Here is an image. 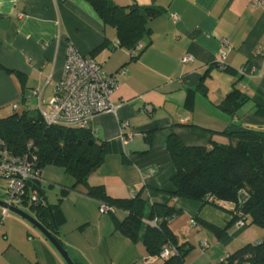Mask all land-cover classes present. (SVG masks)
Segmentation results:
<instances>
[{
	"label": "crops",
	"instance_id": "1",
	"mask_svg": "<svg viewBox=\"0 0 264 264\" xmlns=\"http://www.w3.org/2000/svg\"><path fill=\"white\" fill-rule=\"evenodd\" d=\"M113 1L161 11L150 21L151 37L141 42L144 50L137 58L120 47L116 28L85 0H0V118L48 108L70 47L93 57L106 74H117L119 86L111 97L116 110L98 114L91 124L107 155L88 184L103 186L114 199L140 194L148 209L175 208L179 214L170 229L179 244L190 246L195 230V238L202 237L201 249L190 250L185 263L220 264L260 241L248 236L249 219L244 229L232 222L234 204L221 202L218 209L174 197L176 169L166 140L174 134L186 146L211 148L214 142H228L224 131L232 123L264 129V7L254 6V0ZM187 55L193 61L183 64ZM202 82L207 95L197 90ZM234 88L248 101L230 116L220 105ZM50 176L43 172L46 187L53 185ZM68 194L57 236L72 260L163 264L141 239L134 242L117 231L112 215L99 216L101 203L88 197L86 188ZM3 209L0 264H66L39 230L14 213L4 216ZM115 215L120 221L126 217L122 211ZM225 229L224 234L216 231Z\"/></svg>",
	"mask_w": 264,
	"mask_h": 264
},
{
	"label": "trees",
	"instance_id": "2",
	"mask_svg": "<svg viewBox=\"0 0 264 264\" xmlns=\"http://www.w3.org/2000/svg\"><path fill=\"white\" fill-rule=\"evenodd\" d=\"M85 1L93 6L104 23L116 28L120 47L129 50L150 39V21L161 12L135 4L120 6L113 0ZM197 90L207 95L204 82ZM247 101L248 97L234 88L220 107L234 116ZM224 134L228 142H214L211 148L186 146L174 134L167 138L166 149L176 169L172 179L176 188L173 195L219 209L222 207L218 203H232L235 205L233 223L244 220L247 225L246 220L251 218L252 225L264 228V129L232 123ZM0 137L13 155L35 157L42 170L46 166L63 168L66 175L74 179L75 185L62 187V192L67 194L78 185L85 186L88 197L112 209L107 214L112 215L116 230L134 242L141 239L151 257L159 259L164 246L169 245L176 252L162 261L163 264H186L191 247L180 245L170 229V221L178 216V210L166 205H152L148 209L147 201L140 194L129 199H114L103 186L88 184L89 177L104 163L107 155L106 143L97 140L91 127L49 125L41 111L34 110L0 118ZM151 141L149 136V145ZM41 196L46 197L44 190H41ZM62 201L50 204V209L44 203L31 209L66 249L57 236L65 222ZM119 211L126 213L123 221L115 215ZM154 220H157V226L147 223ZM216 231L227 233L226 229ZM220 264H264V241L246 244Z\"/></svg>",
	"mask_w": 264,
	"mask_h": 264
},
{
	"label": "built area",
	"instance_id": "3",
	"mask_svg": "<svg viewBox=\"0 0 264 264\" xmlns=\"http://www.w3.org/2000/svg\"><path fill=\"white\" fill-rule=\"evenodd\" d=\"M254 6L264 7V0H254ZM172 18L175 21L179 19L176 14H173ZM143 48L141 44H138L136 48L130 50L133 58H136ZM260 51L259 49L258 52ZM222 55L225 56V53ZM192 61L193 57L190 55L182 59L183 64ZM222 67L224 68V65ZM118 86L117 74H106L101 64L93 57L85 56L70 47L63 77L57 84L48 108L46 110L41 109L42 116L49 125L80 129L90 128L95 116L116 110L111 97ZM127 126V122L122 124V127ZM131 138L132 136L128 135L125 139L130 141ZM0 178L7 181L5 202L10 206L16 208H19L20 205L38 207L41 201L44 203L41 196V185L45 183L43 170L37 166L36 158L29 155H13L1 137ZM31 185L32 188L29 187ZM110 210L112 209L105 204L100 205L102 214ZM9 212L8 209H3L4 216ZM147 223L157 226V220ZM237 226L245 228L246 222L239 220ZM202 245L204 248L208 247L205 242ZM174 252L176 251L169 245L164 246L159 259L161 261L167 260ZM223 261L224 259L221 260V262Z\"/></svg>",
	"mask_w": 264,
	"mask_h": 264
},
{
	"label": "rangeland",
	"instance_id": "4",
	"mask_svg": "<svg viewBox=\"0 0 264 264\" xmlns=\"http://www.w3.org/2000/svg\"><path fill=\"white\" fill-rule=\"evenodd\" d=\"M43 172L45 173H51V179H50V183H52V186H48L46 187V183L42 184L41 187L44 188L42 190H45L46 192V196L48 197L49 202L51 203H59L61 199H63V201L61 203L64 202V199H66L67 196H69V194H64L62 192V187L61 186H66V187H74L75 185V181L74 179H72L71 177H69L68 175H66L65 171L63 168L61 167H56V166H46L43 169ZM7 185V181L4 179L0 178V198L5 201V187ZM45 185V186H44ZM83 188H85V186L83 185H78L76 186V188L74 190H72L71 192L73 194H77L78 191H82ZM75 193H74V192ZM70 193V192H69ZM67 200V199H66ZM70 202V201H68ZM68 205H70V203H67ZM216 208V207H214ZM19 209L27 212L28 214H30L31 216H35L34 215V211L31 209L30 205L25 206V205H20ZM219 209V208H218ZM98 214L99 216H102L104 214H102L100 212V208L98 209ZM12 215V214H11ZM13 216V215H12ZM251 218H249V223H248V227L245 229L248 231V236L249 237H257L255 241H260L263 242L264 241V228L262 227H258L256 225H252L251 224ZM197 225L199 227L204 228L205 224L203 221L197 220L196 221ZM192 228V227H190ZM194 228H192L191 230H193ZM244 229V228H241ZM198 230H202L201 228H198ZM197 234V230L193 231V238H191V240L189 241V243L191 244V251L195 249H201L200 248V240L202 239V237L200 238H195ZM261 239V240H260ZM100 251V248H99ZM97 254V253H96ZM94 261L96 262V264H101V262L97 259L94 258Z\"/></svg>",
	"mask_w": 264,
	"mask_h": 264
},
{
	"label": "water",
	"instance_id": "5",
	"mask_svg": "<svg viewBox=\"0 0 264 264\" xmlns=\"http://www.w3.org/2000/svg\"><path fill=\"white\" fill-rule=\"evenodd\" d=\"M42 200L44 201V204L47 206V208L50 207V202L48 200V197L42 196ZM42 201L39 203V206L42 205ZM0 207L8 209L11 213H14L18 215L19 217L23 218L27 222H29L32 226H34L37 230H39L42 235L54 246V248L57 250V252L60 254V256L63 258V260L66 262V264H76L74 260H72L69 252L67 249H65L58 241V239L55 237V235L46 228L37 218L36 216H31L27 212L10 206L5 201H3L0 198Z\"/></svg>",
	"mask_w": 264,
	"mask_h": 264
}]
</instances>
